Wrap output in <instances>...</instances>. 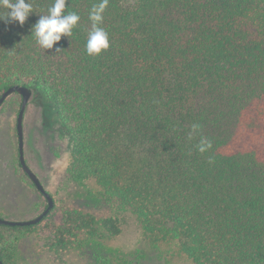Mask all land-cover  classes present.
<instances>
[{
  "label": "trees",
  "instance_id": "16d2710c",
  "mask_svg": "<svg viewBox=\"0 0 264 264\" xmlns=\"http://www.w3.org/2000/svg\"><path fill=\"white\" fill-rule=\"evenodd\" d=\"M25 2L23 25L0 19V95L40 93L70 161L42 222L0 225L2 263L15 264L39 228L54 264L74 254L142 264L145 250L135 260L109 244L129 214L150 249L167 245L189 264H264V0H109L100 27L110 46L92 56L100 0H67L64 14L80 20L47 50L32 28L54 0Z\"/></svg>",
  "mask_w": 264,
  "mask_h": 264
},
{
  "label": "rangeland",
  "instance_id": "374dc122",
  "mask_svg": "<svg viewBox=\"0 0 264 264\" xmlns=\"http://www.w3.org/2000/svg\"><path fill=\"white\" fill-rule=\"evenodd\" d=\"M21 105L22 97L14 94L0 109V217L12 221L36 218L48 205L47 200L18 164L17 118ZM43 115L40 93L33 90L24 116L25 160L45 189L56 193L58 174L70 161V145L58 126L55 130L47 131ZM62 197L65 198V192H62ZM69 198V204L81 207V201H76L74 195ZM94 201L95 199L92 200V205ZM121 225L123 234L109 244L130 254V258L136 260L137 252L145 250L149 257L144 263L141 260L142 264H165L168 260L170 264H189L187 260L179 258L174 253L175 249L167 245L162 246L160 250L150 249L143 241L136 219L131 215L127 214ZM48 235V232L39 228L29 233L21 241L15 264H54L45 249ZM67 259L68 264H90L79 254L71 255Z\"/></svg>",
  "mask_w": 264,
  "mask_h": 264
},
{
  "label": "clouds",
  "instance_id": "9594fccd",
  "mask_svg": "<svg viewBox=\"0 0 264 264\" xmlns=\"http://www.w3.org/2000/svg\"><path fill=\"white\" fill-rule=\"evenodd\" d=\"M67 0H54V4L48 9L47 15H41L32 28V35L36 43L43 49H52L62 36H71L72 29L80 20L76 12L64 14ZM109 0H100L94 4L89 12V20L92 28L88 33L85 44L86 53L89 56L99 55L110 46L108 33L100 27L103 21V14L108 7ZM0 7L6 9L5 14L0 15V19H10L12 22H19L23 25L28 16L33 12L32 5L25 0H0ZM60 51L57 49V52ZM194 129L199 125H194ZM211 142L201 140L198 145L200 152H205L211 148Z\"/></svg>",
  "mask_w": 264,
  "mask_h": 264
},
{
  "label": "water",
  "instance_id": "95a60500",
  "mask_svg": "<svg viewBox=\"0 0 264 264\" xmlns=\"http://www.w3.org/2000/svg\"><path fill=\"white\" fill-rule=\"evenodd\" d=\"M19 94L22 97V105L19 111V115L17 118V135L19 140V161L20 165L25 172V174L29 177L32 183L35 185L36 189L42 194V196L47 200L48 206L47 208L36 218L27 221H12L8 219H4L0 217V225L11 226V227H26V226H34L43 221V219L48 216L51 210L55 206L54 199L45 189L41 180L37 176V174L28 166L25 160V135H24V116L28 107V104L33 96V90L27 86L23 85H14L8 88L0 95V109L6 102V100L14 95ZM0 264H3L0 260Z\"/></svg>",
  "mask_w": 264,
  "mask_h": 264
}]
</instances>
